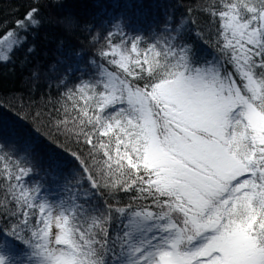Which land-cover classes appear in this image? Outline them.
<instances>
[{"label":"snow or ice","instance_id":"1","mask_svg":"<svg viewBox=\"0 0 264 264\" xmlns=\"http://www.w3.org/2000/svg\"><path fill=\"white\" fill-rule=\"evenodd\" d=\"M199 10L203 26L166 23L150 41L109 33L94 77L63 93L55 128L78 166L65 177L50 152L48 167L66 200L41 198L30 161L0 151V216L15 218L0 229V264H264V0ZM40 12L35 0L0 31V63ZM121 194L150 203L116 206ZM114 214L127 222L113 238Z\"/></svg>","mask_w":264,"mask_h":264},{"label":"trees","instance_id":"2","mask_svg":"<svg viewBox=\"0 0 264 264\" xmlns=\"http://www.w3.org/2000/svg\"><path fill=\"white\" fill-rule=\"evenodd\" d=\"M34 2L0 0V31L14 29L16 21ZM203 2L129 0L125 4V0H41L42 25L26 33L20 30L22 47L11 54L10 61L0 63V151L30 161L33 173L27 178V186L55 185L59 180L48 167L50 152L60 154L61 166L66 171L78 166L70 155L76 145L65 141L56 131L55 122L60 116L57 109L68 88L94 77L96 69L91 61L100 62L97 51L105 43L104 37L122 28L129 37L140 35L150 41L154 34L164 30L166 23L172 28L181 21L197 20L203 26L206 17L199 10ZM201 47L215 55L211 42H202ZM29 48L33 50L28 52ZM17 136L20 139H15ZM26 142L31 145L28 147ZM105 199L106 196H98L93 203L102 205ZM112 203L116 205L115 201ZM129 203L150 201H134L131 194H121L116 206ZM14 221L13 217L0 216V229L7 231ZM126 222L114 214L108 225L110 237L120 233ZM28 251L13 241L9 256L23 261Z\"/></svg>","mask_w":264,"mask_h":264},{"label":"rangeland","instance_id":"3","mask_svg":"<svg viewBox=\"0 0 264 264\" xmlns=\"http://www.w3.org/2000/svg\"><path fill=\"white\" fill-rule=\"evenodd\" d=\"M129 0H125V4ZM76 68V67H74ZM12 135V134H11ZM15 139H20L18 136ZM28 147L30 142L25 143ZM76 167H70L65 173L64 176L68 177L69 172L75 171ZM70 178V177H69ZM65 181L63 179H59L56 181L55 185L50 184H43L39 185L41 187V198L47 199L50 203L56 204L59 203L61 200H66L68 197V193L65 191L64 188Z\"/></svg>","mask_w":264,"mask_h":264}]
</instances>
